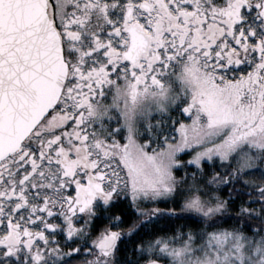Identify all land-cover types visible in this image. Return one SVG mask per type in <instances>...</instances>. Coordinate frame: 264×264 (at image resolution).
Returning <instances> with one entry per match:
<instances>
[{"label": "snow or ice", "instance_id": "obj_1", "mask_svg": "<svg viewBox=\"0 0 264 264\" xmlns=\"http://www.w3.org/2000/svg\"><path fill=\"white\" fill-rule=\"evenodd\" d=\"M0 264H264V0H0Z\"/></svg>", "mask_w": 264, "mask_h": 264}]
</instances>
